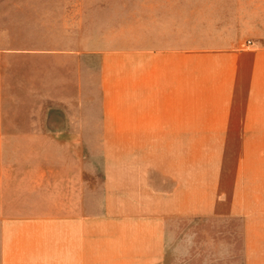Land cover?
I'll use <instances>...</instances> for the list:
<instances>
[{
  "label": "crops",
  "instance_id": "obj_1",
  "mask_svg": "<svg viewBox=\"0 0 264 264\" xmlns=\"http://www.w3.org/2000/svg\"><path fill=\"white\" fill-rule=\"evenodd\" d=\"M40 5L0 0V264H264L263 195H202L183 218L168 205L180 195L86 182L77 141L264 140V0L133 2L135 30L118 4ZM184 7L194 12L186 106ZM56 18L66 24L41 25ZM239 151L229 182L264 171V150Z\"/></svg>",
  "mask_w": 264,
  "mask_h": 264
},
{
  "label": "rangeland",
  "instance_id": "obj_2",
  "mask_svg": "<svg viewBox=\"0 0 264 264\" xmlns=\"http://www.w3.org/2000/svg\"><path fill=\"white\" fill-rule=\"evenodd\" d=\"M8 1L30 3V5L43 4L39 7L45 9L54 8L53 4H58L56 9H62L64 7L60 5L67 3H114L119 6L117 14L120 22L127 21L130 30L137 29L139 27L137 25L141 23L138 24L137 20H133L130 15L132 12H136L139 18L142 11L139 9L137 11H127L133 7L137 8L133 5V2L141 3L142 0ZM219 9L221 10V6ZM56 13L59 14L61 11H56ZM182 22V46L184 48L182 57L183 101L184 106H186L191 104L194 98V89H192L194 87V55H185V52L190 51L191 47L194 46V12L184 7ZM64 23L66 24L62 19L56 18L55 20L44 21L41 25L59 27L65 25ZM82 23L84 24V22ZM85 25H88V23H85ZM54 61L56 67L62 66V59ZM92 63V60H88V68H93L94 63ZM89 80L90 72L88 70ZM186 108L188 107L184 108V117H189L191 115H188L186 112L188 109ZM77 141L80 142L81 160L85 159L86 162V171L85 173L81 172L86 182H135L134 189L136 193L141 190V193L165 194L168 196L180 195L182 196L180 202H171L168 205H175L176 209L180 208L184 213L183 218L186 214L194 212L196 208L205 205V200L200 198L202 195L237 192L256 193L264 196V171L256 172L247 168V182H229L232 175L240 176L237 163L234 164L239 157V150L241 149L243 157L249 159L252 152L248 150L254 147L264 150V140L87 138ZM223 164H225V167ZM232 168H235L234 171ZM224 173L225 180L226 178L227 180L222 182L223 180L219 177H222ZM254 178L257 181L250 182ZM194 196H199L200 199H194ZM183 225H190V223L183 220Z\"/></svg>",
  "mask_w": 264,
  "mask_h": 264
}]
</instances>
